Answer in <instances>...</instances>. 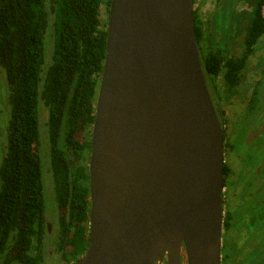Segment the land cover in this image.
<instances>
[{
	"label": "water",
	"instance_id": "95a60500",
	"mask_svg": "<svg viewBox=\"0 0 264 264\" xmlns=\"http://www.w3.org/2000/svg\"><path fill=\"white\" fill-rule=\"evenodd\" d=\"M193 0H109L88 158V242L68 264H219L223 122Z\"/></svg>",
	"mask_w": 264,
	"mask_h": 264
},
{
	"label": "trees",
	"instance_id": "16d2710c",
	"mask_svg": "<svg viewBox=\"0 0 264 264\" xmlns=\"http://www.w3.org/2000/svg\"><path fill=\"white\" fill-rule=\"evenodd\" d=\"M108 5L109 0H0V66L10 104L0 163V264H41L47 240L66 264L86 249L87 163ZM193 22L209 90L214 92L220 71L234 87L264 35V0L256 1L239 56L223 50L218 40L201 46L204 33L194 13ZM45 43L51 52L44 59ZM41 102L48 111L47 137L42 138ZM44 164L51 174L48 198L54 210L45 198Z\"/></svg>",
	"mask_w": 264,
	"mask_h": 264
},
{
	"label": "flooded vegetation",
	"instance_id": "af4514ba",
	"mask_svg": "<svg viewBox=\"0 0 264 264\" xmlns=\"http://www.w3.org/2000/svg\"><path fill=\"white\" fill-rule=\"evenodd\" d=\"M202 1L193 0L192 8L194 15L198 17L202 33H204L206 24L201 17L202 15L198 12V8L204 3ZM256 1L251 6V9H249L250 16L244 23L246 26L243 38ZM239 2L240 0L229 2L234 13H236V6L239 5ZM214 6L218 7L219 4ZM219 8L217 9L216 19L222 20ZM212 19V24L217 26L216 19L214 20L213 17ZM232 29H234V26H232ZM230 36L231 33H228L224 37L223 47L229 41ZM262 40H264V37L260 40L258 47H255L253 54L245 60L244 66L239 71L240 79L234 87L230 88L227 86L223 79V71H220L213 79V83L216 86L215 93L208 88L211 98L218 101L220 105L224 130L223 211L219 264H264V161L259 162L249 171L242 172V177L239 178L232 169L229 160L234 152H238V148L240 147L234 142V139L236 131L238 132L239 127L243 126V120H247L253 115L258 116L257 124H255V120L252 128L249 130L245 129V131L246 133L255 134L256 139L261 138L262 141L264 140V94L262 93V88L264 87V61L263 64L257 67L258 60L255 59L256 63L254 66L253 61L255 60H252L253 55H257L259 51H264ZM242 44L243 39L238 53L234 56L241 55ZM203 45L204 36L201 46ZM230 96L236 98L235 104L232 105L233 108L228 102ZM249 138H251L250 135L245 136L242 142L245 146L248 144L252 148L257 140L253 138L249 140ZM241 182L244 183L240 186L239 183ZM52 219V212H50L48 220L51 222ZM47 226L50 230L51 224ZM163 264H165V261H163Z\"/></svg>",
	"mask_w": 264,
	"mask_h": 264
},
{
	"label": "rangeland",
	"instance_id": "374dc122",
	"mask_svg": "<svg viewBox=\"0 0 264 264\" xmlns=\"http://www.w3.org/2000/svg\"><path fill=\"white\" fill-rule=\"evenodd\" d=\"M201 2L202 0H198ZM204 3L198 8V12L202 15V19L206 24V29L204 30V42L207 40L215 41V44L223 42L225 40L226 34L231 33L229 41H227L226 45H224L223 50L227 51L231 55H236L239 51L240 44L243 39L244 29H245V22L247 21L248 17L250 16L249 9L255 3L256 0H240L239 5L236 6V13L232 11L231 5L229 2L232 0H203ZM202 1V2H203ZM220 2V3H219ZM219 4L218 7L219 11H221L222 20L219 18L216 19V13L218 7L214 6ZM247 12V13H246ZM246 15V16H245ZM248 15V16H247ZM212 17L214 20L216 19L217 26L212 24ZM247 17V18H246ZM237 19V22H236ZM234 26V29H232ZM210 36V37H209ZM210 39H209V38ZM264 37V35L257 41L255 47H258L260 40ZM263 41V48H264V40ZM47 43L44 44V59L46 56L51 52V48L47 47ZM258 60L256 64L257 67L260 64H263L264 61V51H259L257 55H253L252 60ZM256 60L253 61V66L255 65ZM262 67V65H261ZM264 74V73H263ZM262 93L264 94V87L262 88ZM229 105L233 108L232 105L235 104L236 98L234 96H230L228 99ZM227 102V103H228ZM226 103V104H227ZM229 107V106H227ZM9 113H10V104H9V91L8 86L5 79V72L4 69L0 66V163L6 151L7 145V133H8V121H9ZM256 114V113H255ZM48 118V111L47 108L42 102L39 105V132L41 138L43 136L47 137L46 133V123ZM258 116H251L247 120H243V126L239 127V131H236L234 142L237 143L240 147L238 148V152H234L232 157L229 159L232 169L235 171L236 175L240 178L242 177V172H247L250 169L254 168L259 162L264 161V140L262 141L261 138L256 139L255 134L253 133H246L245 129L249 130L252 128V124L255 121L257 124ZM247 135H250L251 138L249 140L256 139L257 142L255 145L250 148L248 144L245 146L242 142L243 138ZM248 140V141H249ZM243 179V178H242ZM241 182L239 183L240 186L242 185ZM43 186L45 190V198L49 202L52 201V179L51 174L49 171L48 166L43 167ZM51 209L54 210V202L52 201ZM52 217L54 214L52 212ZM50 233L53 232L52 225L50 226ZM50 240V239H49ZM52 241H46L45 247V254L43 255V261L41 264H66L64 260L60 259V254L56 253L55 248L51 245ZM180 264H184L183 261V254L181 252Z\"/></svg>",
	"mask_w": 264,
	"mask_h": 264
}]
</instances>
